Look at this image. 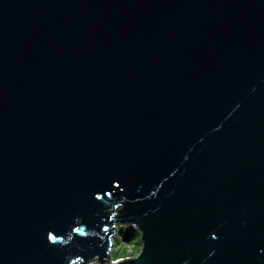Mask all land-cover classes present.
<instances>
[{
  "label": "water",
  "instance_id": "95a60500",
  "mask_svg": "<svg viewBox=\"0 0 264 264\" xmlns=\"http://www.w3.org/2000/svg\"><path fill=\"white\" fill-rule=\"evenodd\" d=\"M118 227L117 264H264V0H0V264Z\"/></svg>",
  "mask_w": 264,
  "mask_h": 264
},
{
  "label": "rangeland",
  "instance_id": "374dc122",
  "mask_svg": "<svg viewBox=\"0 0 264 264\" xmlns=\"http://www.w3.org/2000/svg\"><path fill=\"white\" fill-rule=\"evenodd\" d=\"M128 230L127 227H118L116 230L115 237L112 239L114 247L110 253V261L107 264H117L121 261H126L127 259H134L141 253L142 246L139 232L136 230L137 236L134 242H127L124 236ZM91 264L99 263L94 262Z\"/></svg>",
  "mask_w": 264,
  "mask_h": 264
},
{
  "label": "snow or ice",
  "instance_id": "6c2138e0",
  "mask_svg": "<svg viewBox=\"0 0 264 264\" xmlns=\"http://www.w3.org/2000/svg\"><path fill=\"white\" fill-rule=\"evenodd\" d=\"M97 199H100V198L97 197ZM103 230H104L105 232L108 231L107 228H104ZM71 232L74 233V234H76V235H80V234L82 233V229H81L79 226H73V228L71 229ZM47 239H48V241H49L50 243H53V244H54V243H56V239H57V238H56V236L49 234L48 237H47ZM73 264H77V262H76V261H73ZM80 264H85V261H84L83 258H82Z\"/></svg>",
  "mask_w": 264,
  "mask_h": 264
},
{
  "label": "trees",
  "instance_id": "16d2710c",
  "mask_svg": "<svg viewBox=\"0 0 264 264\" xmlns=\"http://www.w3.org/2000/svg\"><path fill=\"white\" fill-rule=\"evenodd\" d=\"M129 230L128 231H126V234H125V240L127 241V242H134V240L136 239V236H137V232H136V230H133V229H131V228H128ZM118 242H120V241H118Z\"/></svg>",
  "mask_w": 264,
  "mask_h": 264
}]
</instances>
